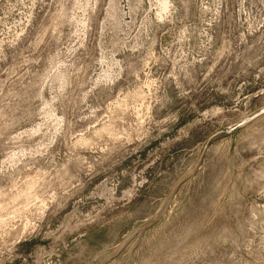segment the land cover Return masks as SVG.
Masks as SVG:
<instances>
[{
    "label": "rangeland",
    "instance_id": "rangeland-1",
    "mask_svg": "<svg viewBox=\"0 0 264 264\" xmlns=\"http://www.w3.org/2000/svg\"><path fill=\"white\" fill-rule=\"evenodd\" d=\"M0 264H264V0H0Z\"/></svg>",
    "mask_w": 264,
    "mask_h": 264
}]
</instances>
